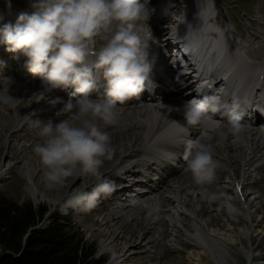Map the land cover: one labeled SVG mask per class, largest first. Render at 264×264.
<instances>
[{
	"label": "bare ground",
	"instance_id": "6f19581e",
	"mask_svg": "<svg viewBox=\"0 0 264 264\" xmlns=\"http://www.w3.org/2000/svg\"><path fill=\"white\" fill-rule=\"evenodd\" d=\"M140 2L145 3V0H140ZM175 2L176 0H147L146 9L151 11L146 20V27L149 31L153 30L154 33L162 37L169 30L176 37L182 39L185 44L190 43L191 49L201 48L200 52L196 54V65L198 66L196 70L193 69L194 65L191 66L190 63L188 64L189 67L186 68L192 77L189 82L196 85L200 81H209V85L215 84L224 88L222 102L216 104L221 110H225L224 106L235 110L242 118L243 130L238 136L229 134L226 139H220L213 134L212 138L209 139L205 130L185 125L183 117L185 100L182 98V94L186 93L183 89L184 83L178 85L176 82L172 85L171 82L169 85L172 86V89L165 88L166 93L157 97H153L149 93L148 87L138 97L118 105L117 122L107 127L101 124V127L111 135L128 132H132V134L128 140L126 139L118 146V157L110 165V171H115L118 174L111 181H118V186L115 188L116 192L106 196L115 199V203L119 206L107 214L106 222L112 225L122 223L124 228L136 229V233L133 241L119 242V236L124 233L122 230L119 234L111 237L113 241L118 239L117 243L109 242L101 246L102 251L110 253L113 264L126 263L125 259L128 256L140 252L133 251V247L136 245L145 246L152 242V240L143 242V239L151 233L152 227L158 222L157 220L156 222L153 221V217L159 215L165 217L161 221V225H164L166 221L171 229L169 242L171 240L177 241L185 236L194 248L200 250L191 249L188 252L197 264H206V262H202L201 253H207L213 264H228V260L232 259L226 251V241L215 235L216 233H213L211 228L200 219L204 215V209H200V206L206 197L203 187H197L190 173L186 170L183 160L185 148L184 144L180 143L182 139H200L203 143L210 145L213 158L218 164L217 170L223 167L224 163H227L228 171L231 173L228 177V185H234L236 189L243 188L250 167L255 165L253 172L264 167V130L258 127V124L261 123L258 115L260 112H264V68L246 59L249 50L244 49L242 39L236 44L230 38L229 27L225 24L218 26L211 22L209 17L212 16L214 19L212 11L215 10L213 1L198 0L185 3L187 6L181 16L173 23H162L158 27L150 23L151 18H161V14H173L176 8ZM9 15L15 16L16 13L9 9ZM140 23L143 24V22ZM170 25L171 27L168 29ZM206 32L207 34L204 35ZM151 35L150 53L160 41L159 38ZM8 56L12 58L13 55L5 50L4 45L0 44V62L2 57ZM16 56H18L17 66H15V62H17L15 59V61L7 59L11 64L9 67L0 63V93L9 95L11 98L8 104L0 103V138L4 132H9L8 139L4 142L9 151H12V147L15 145L12 138H17L20 132H25L24 127H34L40 131L41 126L49 122L55 125L63 120L67 114L65 105L70 99L74 102L72 94L75 91L73 86H69L47 93L43 92L42 84L38 82V75L30 73L25 67L27 58L22 53H17ZM92 60L93 57L89 56L87 63L91 64ZM93 75L97 80V86L91 94V98L103 96L104 81L99 73L94 72ZM173 75L174 72L171 73L170 77ZM187 76L188 74L182 76L181 79L183 80ZM169 90H174V93H167ZM232 93L233 95L230 97ZM213 98L214 100L219 99L217 94ZM228 113L225 112L221 116L214 114V119L224 123L228 119ZM247 115L249 116L246 117ZM174 121L185 125L188 128L187 133H183L181 128L173 123ZM139 134L142 136L141 139L143 140L140 141L142 143L136 137ZM40 138V135L37 136V139ZM234 158L239 159L238 167L242 168L240 170L241 176L233 173ZM219 161L221 164L218 163ZM176 169L179 170L175 171ZM124 178H127L129 183L124 181ZM220 185L222 186V184ZM133 186L136 189H132ZM122 191L126 193L129 191L128 195L125 198L122 197L123 199L117 198L116 194ZM228 192L232 195L235 190L231 188L230 191L226 187L222 194H228ZM251 196H253L251 201L246 200L249 194L245 197L241 195V200L237 196L238 201L223 198L222 201H224L220 202V211H224L228 216H233L234 205L240 202L241 215L248 220L254 213L251 210L253 207L250 205L259 198L258 191ZM214 201L212 197L209 202L213 204ZM146 203L148 204L145 207L146 212L142 213L141 206L146 205ZM166 206L168 207L167 210H165ZM187 207H191L192 211L188 212ZM144 214L147 215L143 218ZM138 218L142 221L139 222V228L136 222ZM176 244L179 243L176 242ZM174 248L177 246L172 249ZM249 254L251 252H244L247 257H250ZM261 263L263 262L259 264Z\"/></svg>",
	"mask_w": 264,
	"mask_h": 264
},
{
	"label": "clouds",
	"instance_id": "9594fccd",
	"mask_svg": "<svg viewBox=\"0 0 264 264\" xmlns=\"http://www.w3.org/2000/svg\"><path fill=\"white\" fill-rule=\"evenodd\" d=\"M147 0H34L31 14L20 13L16 23L6 24L0 44L10 53H22L25 67L42 82L43 92L75 88L65 105L66 115L55 125L41 126L42 143L33 152L42 172L43 188L54 191L63 187L68 178L85 175L96 183L91 191H78L63 202L60 211L69 209L89 212L102 195L115 190L111 181L102 180L101 169L113 153L111 137L102 129L117 122L118 105L138 97L148 88L155 57L150 53L152 35L146 27ZM140 22H143L140 23ZM110 32L97 49V38ZM93 57L92 63L87 58ZM99 73L104 81L103 96L91 98ZM9 95L0 93V103L8 104ZM220 109L215 102L186 101L183 105L185 125L205 130L226 139L243 130L241 116L232 110L226 122L214 119ZM183 133L188 128L174 121ZM183 160L193 182L211 184L216 178L217 161L210 145L200 139L181 140ZM20 175L25 192L37 199L40 189L33 181V169L25 166Z\"/></svg>",
	"mask_w": 264,
	"mask_h": 264
},
{
	"label": "rangeland",
	"instance_id": "374dc122",
	"mask_svg": "<svg viewBox=\"0 0 264 264\" xmlns=\"http://www.w3.org/2000/svg\"><path fill=\"white\" fill-rule=\"evenodd\" d=\"M193 1L195 0H192V2ZM209 1L216 3L214 4L215 10H213L212 13H217L216 19H212V16L209 17L211 22L218 26L225 24V26L229 27L231 34L230 38L236 44L240 41V39H242V42H244V49L249 50V55L246 59H248L251 63L259 64L264 68V0ZM33 2L34 0H0L1 27L5 26L3 21L13 25L16 23L17 17L20 13L24 12L29 14V11L32 12L33 9L31 8V4ZM180 3L181 0H176L175 2L176 8L173 14L178 15L176 19L181 16V13L185 8L184 5ZM216 5L218 6L216 7ZM9 9L14 11L16 15H9ZM150 11V9H147L148 14ZM154 22L155 20L152 19L150 23H152L155 27L162 25V23L155 24ZM150 33L153 34L155 38L158 37L161 39V37H159L160 35L158 36L157 33L153 32V30H151ZM166 34H169V31H167ZM109 35H111L110 32H105L103 35L97 38V49ZM8 57H2L0 63L4 64ZM38 82L42 84L39 77ZM19 128H21V126H19ZM23 130L26 131L19 133L20 139L19 137L12 138L15 143L14 147H12V151H9L7 146L4 145L5 140L8 139L7 135L9 132H4L0 138V199L12 201L18 205L22 203H29L33 207H42L44 212L46 211V219L42 223V229L47 227L50 220L52 219V215H64L65 219L69 221L70 230L78 231L86 243H91L94 246L95 258L97 259V257H100L104 264H113L110 253L102 251L101 246L109 242L117 243L118 239L113 241L111 237L113 235L119 234L122 230H124V233L123 235L119 236V242L126 240L133 241L135 238L136 229L132 230V227L124 228L122 223L112 225L106 222L107 214L113 208L119 206V204L115 203L114 200L113 203L106 202L110 199H113L111 196L98 199L97 204L100 202L105 203L103 204L105 207H98V211L101 212H95L93 211L95 208H93L89 212H80L69 209L67 214L62 213L60 208L67 197L78 191H88V186L93 188L96 183L101 181H95L91 177L81 175L78 177L68 178L64 186L58 190H44L40 165L37 162L33 152L34 145L37 143H42V138L37 139L40 131L34 127H24ZM131 134L132 132H128L126 134H109L111 137V146L114 151L112 153L111 159L106 160L103 168L101 169L103 174L102 180L108 181L109 179V181H111L116 177L115 173L117 172L110 171V165L118 157V146L126 141V139L128 140ZM136 137L138 140L140 139L139 142L143 140L141 139V134L138 136L136 135ZM233 162H235L232 164L234 168L233 173H236L237 175L239 174V176H241L242 173L240 170L242 168L238 167L239 159L237 160V158H234ZM218 163H220V161ZM25 166H31L33 169V181L40 189V195L37 197V199H32L25 192V181L20 175L21 169ZM254 167L255 165L250 167V170H248V176L245 180L247 186L242 189L244 194H249L247 200L250 201L253 198L251 195L254 192L258 191L259 193V198L256 200V202H253L250 205L253 207L251 210L254 213H252V217L248 220L243 215H241L242 211L238 209V206H234L232 214L233 216H228L224 211H220V205L224 201H222L223 198L228 196L227 199L230 201L233 199L230 192H228V194H222L226 187H228L230 191L231 188H233V186L228 185V177L231 173L228 171L227 163H224L223 167H220V169L216 171V178L211 184L203 186L206 201L203 199L204 205L202 204L200 206V209H204V215L203 217L201 216L200 219H202V221L205 222L209 228H211L213 233H216L215 235L222 237L226 241V251L232 258L231 260H228V264H255L258 260L259 261L257 264H259L260 260L264 258V167L262 169H257L255 171L256 173L253 172ZM250 171L252 172L250 173ZM111 182H113V184L115 183L114 185H116V187L118 186V181L115 180ZM225 182H227V184H224ZM220 184H222L223 187ZM197 187L200 188L202 186L197 185ZM212 197L215 201L213 204H210L209 201ZM105 199L107 200L105 201ZM99 205L100 204L97 206ZM147 205L148 204L146 203V205L141 206V210H143L141 211L142 213L146 212L145 207H147ZM165 208V210H167L168 207L166 206ZM187 209L188 212L192 211L191 207H187ZM146 215L144 214L143 218ZM164 218V215L155 216V218L153 217V221L155 220L156 222V220H159L157 223H155V226L152 227L151 233L147 234L143 239V242L146 240H152V242L146 244L145 246L136 245L133 247V251L140 252L130 256H128L127 253L126 255L128 257L125 259L127 262L123 264H197L196 261L190 257L188 252L191 249L195 251L200 250L198 248H194L185 236L181 237L177 241L171 240L169 242L168 240L171 236V229L166 221L164 225H161V221L164 220ZM136 222L137 227L139 228V222L141 223L142 221H140L138 218ZM176 242L179 244L177 245ZM176 246L180 249L179 251H174L175 249L170 251L171 248ZM117 249H119L118 246ZM150 250L154 251V253H151ZM162 251H165L166 253L162 255ZM244 252H251V254H249L250 257L245 256ZM206 254L207 253L200 254L202 262H206V264H213L210 256Z\"/></svg>",
	"mask_w": 264,
	"mask_h": 264
},
{
	"label": "trees",
	"instance_id": "16d2710c",
	"mask_svg": "<svg viewBox=\"0 0 264 264\" xmlns=\"http://www.w3.org/2000/svg\"><path fill=\"white\" fill-rule=\"evenodd\" d=\"M45 213L40 206L0 199V264H103L64 215L34 229Z\"/></svg>",
	"mask_w": 264,
	"mask_h": 264
}]
</instances>
